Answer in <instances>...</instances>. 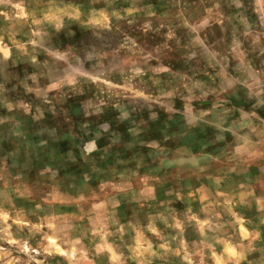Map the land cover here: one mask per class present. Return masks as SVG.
Returning <instances> with one entry per match:
<instances>
[{"label":"rangeland","instance_id":"374dc122","mask_svg":"<svg viewBox=\"0 0 264 264\" xmlns=\"http://www.w3.org/2000/svg\"><path fill=\"white\" fill-rule=\"evenodd\" d=\"M0 264H264V0H0Z\"/></svg>","mask_w":264,"mask_h":264}]
</instances>
